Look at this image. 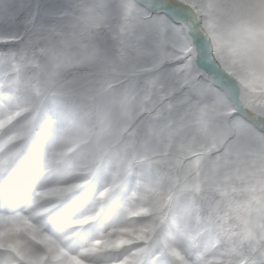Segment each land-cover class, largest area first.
Segmentation results:
<instances>
[{
  "label": "snow or ice",
  "instance_id": "6c2138e0",
  "mask_svg": "<svg viewBox=\"0 0 264 264\" xmlns=\"http://www.w3.org/2000/svg\"><path fill=\"white\" fill-rule=\"evenodd\" d=\"M0 264H264V0H0Z\"/></svg>",
  "mask_w": 264,
  "mask_h": 264
}]
</instances>
